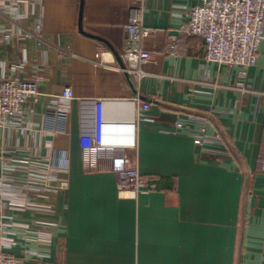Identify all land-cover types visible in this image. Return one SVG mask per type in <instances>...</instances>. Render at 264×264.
Listing matches in <instances>:
<instances>
[{
  "label": "crops",
  "instance_id": "1",
  "mask_svg": "<svg viewBox=\"0 0 264 264\" xmlns=\"http://www.w3.org/2000/svg\"><path fill=\"white\" fill-rule=\"evenodd\" d=\"M200 2L145 0L153 60L137 79L121 71L130 0H0V77L40 91L23 134L0 130L1 251L22 264H264V38L244 79L206 62L199 38L167 54ZM36 26L40 45L20 30ZM132 169L158 190L122 195Z\"/></svg>",
  "mask_w": 264,
  "mask_h": 264
},
{
  "label": "built area",
  "instance_id": "2",
  "mask_svg": "<svg viewBox=\"0 0 264 264\" xmlns=\"http://www.w3.org/2000/svg\"><path fill=\"white\" fill-rule=\"evenodd\" d=\"M136 6L127 26L130 39L122 52L121 71L140 79L143 67L153 60V53L145 49L143 42L152 30L143 24L145 0H130ZM23 38H35L40 45L44 42L39 26L22 29ZM184 36L199 38L204 43L205 61L219 66L239 68V76L246 78L249 68L255 66L258 48L264 38V0H201L187 14V20L179 26L177 34L171 36L167 54L178 55ZM2 39L10 40L4 32ZM103 48L98 49L97 59ZM39 80L0 77V130L10 129L23 134L27 130L25 106L35 104L40 96ZM72 100L70 87H64L59 96ZM138 117L147 118L150 103L137 100ZM176 126L182 124L176 120ZM264 172V157L262 163ZM120 193L126 197H136L142 192L158 190V177L143 175L137 169L121 170ZM0 264H22L9 253L0 250ZM41 264H48L42 262Z\"/></svg>",
  "mask_w": 264,
  "mask_h": 264
},
{
  "label": "trees",
  "instance_id": "3",
  "mask_svg": "<svg viewBox=\"0 0 264 264\" xmlns=\"http://www.w3.org/2000/svg\"><path fill=\"white\" fill-rule=\"evenodd\" d=\"M184 40V39H183Z\"/></svg>",
  "mask_w": 264,
  "mask_h": 264
}]
</instances>
